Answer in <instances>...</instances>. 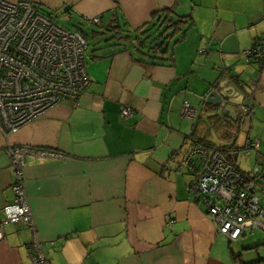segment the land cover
Masks as SVG:
<instances>
[{
	"label": "crops",
	"instance_id": "crops-1",
	"mask_svg": "<svg viewBox=\"0 0 264 264\" xmlns=\"http://www.w3.org/2000/svg\"><path fill=\"white\" fill-rule=\"evenodd\" d=\"M31 1L54 17L86 24L97 16L105 36L94 34L86 54L90 84L76 104L61 102L14 133L0 132V148L57 154H30L24 166L26 201L51 264H264V232L235 241L218 234L204 204L187 191L197 172L183 163L191 146L241 147L257 138L258 148L238 163L245 173L259 168L264 197V67L241 57L264 37V0ZM159 10L192 20L162 63L136 60L134 40L106 31L117 16L134 27ZM86 41L89 49L88 35ZM224 84L242 94L239 104H224L232 107L225 113L205 99ZM244 102L251 116L241 121ZM184 103L195 111L191 120ZM123 106L132 108L130 116L120 115ZM13 179L9 157L0 153V218ZM31 236L26 223L4 224L0 264H32Z\"/></svg>",
	"mask_w": 264,
	"mask_h": 264
},
{
	"label": "built area",
	"instance_id": "built-area-1",
	"mask_svg": "<svg viewBox=\"0 0 264 264\" xmlns=\"http://www.w3.org/2000/svg\"><path fill=\"white\" fill-rule=\"evenodd\" d=\"M99 24V17L85 19ZM87 41L76 30L60 25L31 0H0V132L14 133L23 124L37 118L49 108L69 101L76 104L90 84L86 69ZM245 62L264 67V37L258 38L241 52ZM253 89V87H249ZM225 101L221 103V106ZM240 120L251 116L249 104L239 106ZM123 106L122 117L132 114ZM183 115L192 119L195 111L187 103ZM258 148V139H247L241 147L213 146L206 149L191 146L183 163L194 168L196 177L188 184L190 197L201 201L215 223L218 234L229 241L254 231L264 232V205L256 195L257 174L254 166L243 172L238 157ZM10 159L14 179L13 198L2 208L0 239L3 225L26 223L31 232L28 254L32 264H51L42 250L36 227L24 193V166L28 155L57 156L56 153L25 145L0 148ZM196 162V163H195Z\"/></svg>",
	"mask_w": 264,
	"mask_h": 264
},
{
	"label": "trees",
	"instance_id": "trees-1",
	"mask_svg": "<svg viewBox=\"0 0 264 264\" xmlns=\"http://www.w3.org/2000/svg\"><path fill=\"white\" fill-rule=\"evenodd\" d=\"M40 10L47 14H52L48 11ZM173 14L171 10L155 11L150 15L148 21L134 27L127 23L120 25L117 20L118 16L116 17L115 15V24H106V31L111 33V38L118 39V41L121 38L127 42L134 40L131 44L136 60L142 62L144 57H147L153 64L162 63L167 59L166 54L170 43L177 42L180 39V37L175 39L178 33L181 32L182 34L192 25L190 15L173 17ZM73 27L75 28L74 30L79 31L83 35L85 40L87 39V33L82 26L74 25ZM93 33L98 36L100 31L93 30Z\"/></svg>",
	"mask_w": 264,
	"mask_h": 264
},
{
	"label": "water",
	"instance_id": "water-1",
	"mask_svg": "<svg viewBox=\"0 0 264 264\" xmlns=\"http://www.w3.org/2000/svg\"><path fill=\"white\" fill-rule=\"evenodd\" d=\"M225 83V82H224ZM232 96H234L232 98ZM235 96H239L238 99H235ZM205 99L213 104V105H221L223 101L226 103H231V104H239L241 99H242V94L239 92L235 91L234 87L232 86H225L223 85V88L217 92L215 89L210 90L206 95ZM223 112L225 113L226 111H232V107L230 105H223Z\"/></svg>",
	"mask_w": 264,
	"mask_h": 264
},
{
	"label": "rangeland",
	"instance_id": "rangeland-1",
	"mask_svg": "<svg viewBox=\"0 0 264 264\" xmlns=\"http://www.w3.org/2000/svg\"><path fill=\"white\" fill-rule=\"evenodd\" d=\"M55 20L62 26L68 28V29H75L73 26L74 25H79V26H82L83 30L87 33L88 35V42H89V49L86 51V54L90 52V50L95 47V44H96V39H93L95 38L96 36H94V33H93V30H98L96 29L95 27V24H88V23H82L81 24V21H79L77 18L75 17H72V18H66V17H63L62 15L60 14H57L55 16ZM80 23V24H79ZM87 25H92L91 26H87ZM98 41H102L104 40L103 38L105 36L103 35H98ZM103 36V37H102ZM86 61H87V58H86ZM241 158V157H240ZM256 195L260 196V190L258 188H256ZM260 203H264V197H261L260 196Z\"/></svg>",
	"mask_w": 264,
	"mask_h": 264
}]
</instances>
